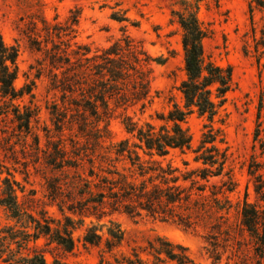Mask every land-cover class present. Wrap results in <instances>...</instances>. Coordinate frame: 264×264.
Wrapping results in <instances>:
<instances>
[{
    "label": "trees",
    "instance_id": "trees-1",
    "mask_svg": "<svg viewBox=\"0 0 264 264\" xmlns=\"http://www.w3.org/2000/svg\"><path fill=\"white\" fill-rule=\"evenodd\" d=\"M176 15L183 30L187 73L179 87L183 105L174 103L161 118L165 123L159 129L152 124L139 128L125 116V126L134 136L122 140L113 138L110 122L118 110L151 99V65L156 59L127 36L93 53L87 45L73 44L78 17L61 25L48 21L41 12L29 15L30 47L42 56L37 61L38 76L47 71L49 89L56 94L50 114L57 139L46 130L45 148L34 132L40 114L33 104L34 87L16 88L19 50L8 46L0 32V146L4 152L30 158L37 173L42 166L48 172L43 174L46 201L34 197L19 201L21 185L10 174L0 177V209L14 222L0 232V261L48 264V249L52 264H69L60 253L74 252L77 226L91 220L84 241L93 246L104 242L113 258L109 261L102 255L100 264H193L185 247L163 238L130 254H115L124 232L113 221L108 227L94 222L115 214L132 219L147 216L186 231L204 227L207 240L230 235V228L222 232L218 223L229 222L231 206L226 203L235 190L232 180L223 178L227 155L215 144L217 133L207 126L201 145L193 149L192 136L183 124L193 113L214 120L232 87L233 71L206 56L207 33L195 12ZM25 96L31 97L29 104L17 103ZM191 150L197 168H189L184 161L183 170L166 161L173 151ZM219 178V183L213 182ZM47 206L56 207L61 218L50 216ZM238 216L240 228L264 246V212L245 201ZM40 240H45V250Z\"/></svg>",
    "mask_w": 264,
    "mask_h": 264
},
{
    "label": "rangeland",
    "instance_id": "rangeland-1",
    "mask_svg": "<svg viewBox=\"0 0 264 264\" xmlns=\"http://www.w3.org/2000/svg\"><path fill=\"white\" fill-rule=\"evenodd\" d=\"M35 12L61 25L78 17L73 44L87 45L93 53L127 36L156 59L151 65V99L144 105L140 103L116 112L109 125L115 140L133 139L134 134L125 126V116L139 128L152 124L159 129L165 123L161 118L168 115L174 103L183 105L179 87L187 79V73L183 30L176 13L197 14L207 33L203 41L206 56L221 67L232 68L233 84L213 121L193 113L183 126L192 136L193 149L201 145L208 131L205 127H211L218 136L216 146L227 155L223 178L231 179L235 190L226 203L231 206L229 222L223 224L224 220H218V223L222 232L230 228V235L223 233L207 240L208 229L204 227L186 231L176 224L147 216L132 219L115 214L102 222H94L99 227H108L109 221H113L122 229L125 239L115 251L117 255L130 254L134 248L163 238L185 247L193 264H264V246L256 236L240 228L238 216L245 201L264 212V0H0V32L8 46H17L19 50L15 86L17 89L26 85L34 87L33 104L40 109L39 122L33 124L34 132L45 148L46 130H51V136L57 139L50 114L56 94L49 89L47 71L38 76L41 66L37 61L42 56L30 47L29 15ZM30 100V96H25L17 103L29 104ZM66 134L70 135L69 131ZM28 141L33 142L31 137ZM194 157L192 150L185 154L173 151L166 161L184 170V161L189 163V168L199 166ZM40 169L37 173L30 158L25 159L21 153L4 152L0 146V177L4 179L10 174L21 185L19 201L28 197L45 200L43 174L48 172L44 166ZM220 180L213 179V182ZM46 209L50 216L61 218L56 207ZM90 222L86 220L85 226H77L74 252L60 253L69 264H100L102 255L113 261L104 242L93 246L84 241ZM13 224L0 209V232ZM39 244L46 249L45 240ZM45 251L47 263L52 264L53 255L48 249ZM141 255L146 258L145 254ZM0 264L10 263L0 261Z\"/></svg>",
    "mask_w": 264,
    "mask_h": 264
}]
</instances>
